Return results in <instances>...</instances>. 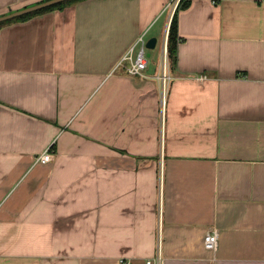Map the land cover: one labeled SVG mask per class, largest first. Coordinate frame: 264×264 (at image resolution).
Masks as SVG:
<instances>
[{
    "label": "crops",
    "instance_id": "1",
    "mask_svg": "<svg viewBox=\"0 0 264 264\" xmlns=\"http://www.w3.org/2000/svg\"><path fill=\"white\" fill-rule=\"evenodd\" d=\"M188 1L165 89L168 0L0 22V264H264V0Z\"/></svg>",
    "mask_w": 264,
    "mask_h": 264
},
{
    "label": "built area",
    "instance_id": "2",
    "mask_svg": "<svg viewBox=\"0 0 264 264\" xmlns=\"http://www.w3.org/2000/svg\"><path fill=\"white\" fill-rule=\"evenodd\" d=\"M182 0H168L166 5V10L170 11V15L173 16L176 9L178 8L180 2ZM214 2H218V0H213ZM146 38L141 35L136 42L131 46L129 51L123 56L122 60L119 64H122L124 61L129 60L130 64L127 67V71L131 75H136L140 77H145V69L148 66V55H147V46H146ZM167 69V47L164 49V58L162 63V74L161 79L163 81V87L166 88L167 82L170 80V75L166 72ZM53 149L52 147L48 148L45 152L40 154L37 157V160L41 163H48L52 160ZM219 243V233L218 230L212 229L205 235L204 245L209 250H216ZM121 262L124 260L121 259ZM149 264L154 263V260H149ZM155 264H161V258L158 256L155 258Z\"/></svg>",
    "mask_w": 264,
    "mask_h": 264
},
{
    "label": "trees",
    "instance_id": "3",
    "mask_svg": "<svg viewBox=\"0 0 264 264\" xmlns=\"http://www.w3.org/2000/svg\"><path fill=\"white\" fill-rule=\"evenodd\" d=\"M63 4V3H62ZM190 2L188 0H182L176 9L175 13L172 16L169 32H168V45H167V52H168V58L170 61L171 67H175L177 64V48H178V12L182 8L188 7ZM61 4H54L48 7H45L44 9H52L55 6H59ZM30 14H25L17 18H26Z\"/></svg>",
    "mask_w": 264,
    "mask_h": 264
},
{
    "label": "water",
    "instance_id": "4",
    "mask_svg": "<svg viewBox=\"0 0 264 264\" xmlns=\"http://www.w3.org/2000/svg\"><path fill=\"white\" fill-rule=\"evenodd\" d=\"M61 1H64V0H46V1H43V2H40L37 4L27 6L25 8L20 9V10H16V11H13V12H10L8 14L0 16V22L5 21L7 19L14 18V17L22 16L24 14H27V13H30V12H33V11L54 5V4H57ZM156 42H157V39L155 37H150L146 42L147 48L148 49L155 48Z\"/></svg>",
    "mask_w": 264,
    "mask_h": 264
},
{
    "label": "rangeland",
    "instance_id": "5",
    "mask_svg": "<svg viewBox=\"0 0 264 264\" xmlns=\"http://www.w3.org/2000/svg\"><path fill=\"white\" fill-rule=\"evenodd\" d=\"M67 1H69V0H64V1H61V2H63V3H64V2H67ZM148 39H149V38H148ZM152 59H153V57H152ZM152 61H153V60H152Z\"/></svg>",
    "mask_w": 264,
    "mask_h": 264
}]
</instances>
